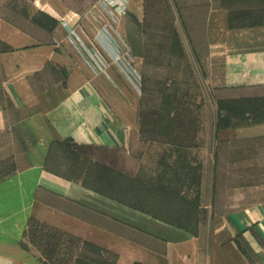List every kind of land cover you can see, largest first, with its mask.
<instances>
[{
	"label": "crops",
	"instance_id": "1",
	"mask_svg": "<svg viewBox=\"0 0 264 264\" xmlns=\"http://www.w3.org/2000/svg\"><path fill=\"white\" fill-rule=\"evenodd\" d=\"M174 1L180 5L204 4L202 35L209 56L222 61L217 89L244 91L243 107L220 108L217 101L214 136L206 142L210 149L206 150L210 153L209 165H203L201 171L193 174H166V180H173L174 184H164L163 195H167V187L175 189L177 183L178 190L172 193V199L160 201L150 193L145 197L141 194V203L145 205L138 207L127 203L117 192L114 198L108 199L107 193L99 189L100 205L109 200L113 201L115 212L141 213L143 219L136 226L145 230L161 229V233L151 232L162 238L165 244L160 252L134 239L119 236L132 249L127 253L120 249L117 264L125 261L128 264L136 261L145 264H263L264 0ZM103 14V24L96 34L100 37L99 47L90 49L83 43L92 69L80 61L70 47L66 51L55 45L16 44L13 40L9 42L14 48L2 54V247L18 245L32 217L46 220V216H51L48 220L55 226L59 222L69 226L71 221L92 225L74 215L71 209L38 199V195L56 194L68 201L90 206L84 200L96 192L90 185L80 182L90 169L87 166L90 155H85V152L94 149L105 156L108 149H120L126 154L116 157V162L122 164L124 159L134 162L138 168L139 163L133 161L132 145L133 133L138 129V109L133 102L137 97L123 91L124 79L131 78L114 60V45L103 37V27L109 21ZM126 15L120 17L115 36L123 46L122 52L129 51L136 62V56L121 36L124 31L121 25L125 23ZM64 28L69 31L71 26L66 23ZM15 33L18 40L27 39V33L20 30H15ZM184 34L187 39L191 37L188 32L184 31ZM93 53L99 54L107 63L105 70L98 68ZM256 99L258 106L254 102ZM236 116L241 120L230 119ZM60 143L68 151L66 156L58 150ZM174 146L183 150L191 148ZM199 148L203 149V146L199 145ZM98 162L107 164L106 158H99ZM236 165H242V170H234ZM135 175H138V169ZM136 176L134 178H138ZM100 178L105 181L106 189V176L100 175ZM139 181V178L135 181L137 187ZM133 195L139 200L135 193ZM176 197L177 202L174 200ZM91 208L105 211L99 207ZM0 254L6 257L2 250Z\"/></svg>",
	"mask_w": 264,
	"mask_h": 264
},
{
	"label": "rangeland",
	"instance_id": "2",
	"mask_svg": "<svg viewBox=\"0 0 264 264\" xmlns=\"http://www.w3.org/2000/svg\"><path fill=\"white\" fill-rule=\"evenodd\" d=\"M97 2L0 0V60L4 52L14 48L9 42L14 40L16 44L55 45L66 51L70 47L77 58L92 69L83 43L90 49L99 44L100 37L96 34L103 24L104 14ZM204 19L203 3L180 5L174 0L131 1L125 23L121 25L124 27L121 36L137 58L135 67L140 77L136 80L124 79L123 91L137 97L133 102L138 109V129L133 133L132 145L133 161L139 163L138 168L134 162L124 159L122 164L116 162V157L126 154L120 149H108L105 156L94 149L85 152V155H90V158L87 157L90 169L80 182L90 185L91 190L96 192L90 199L84 200L90 206L68 201L56 194L38 195V199L71 209L74 215L88 220L94 226H88L85 222L74 223L70 219L72 224L69 226H64L62 222L55 226L49 221L51 216H46V220L32 217L18 245H9L12 246L11 250L9 246H0V250L8 257L0 254V258L12 264H117L118 251L123 249V253H127L132 249L119 236L134 239L160 252L164 250L162 238L151 232L161 233V229L145 230L137 227L143 219L141 213L115 212L113 201L107 200L103 205L98 203L97 193L101 189L107 193L108 199H112L117 192L127 203L141 207L145 205L141 203V194L145 197L150 193L159 200L172 199V193L178 190L177 183L175 189L167 187L168 193L163 195L164 184H174L173 180H166V174H193L194 171H201L203 165H209L210 159H207L210 153L207 151L210 149L206 142L214 136L217 101L220 108L241 109L244 91L217 89L222 61L209 56L202 35ZM66 23L72 30H65ZM15 30L27 33V39L18 40ZM184 31L191 37L187 39ZM2 76L0 65V82ZM254 102L258 106V99ZM235 118L241 120L239 116L230 117L231 120ZM174 145L191 148L183 150ZM58 150L64 156L68 153L61 143L58 144ZM99 158H106L107 164L99 163ZM234 170H242V165H236ZM100 175L106 176V189ZM134 176L140 180L138 187L135 182L138 178ZM147 182L151 184L147 185ZM133 193L139 200L133 198ZM174 200L177 202L178 198ZM91 207L105 211L99 212Z\"/></svg>",
	"mask_w": 264,
	"mask_h": 264
},
{
	"label": "built area",
	"instance_id": "3",
	"mask_svg": "<svg viewBox=\"0 0 264 264\" xmlns=\"http://www.w3.org/2000/svg\"><path fill=\"white\" fill-rule=\"evenodd\" d=\"M130 1L131 0H99L98 5L109 19L108 23L103 27L102 34L103 37L108 39V43H112L115 47L112 54L114 60L119 65H121L124 72L131 79L136 80L140 77V75L135 67V59L129 51L122 52L123 46L115 36L118 33L117 25L120 21V17L126 15L129 11ZM93 54L94 55L92 57L98 68L100 70H105V68L107 67V63L99 54Z\"/></svg>",
	"mask_w": 264,
	"mask_h": 264
},
{
	"label": "bare ground",
	"instance_id": "4",
	"mask_svg": "<svg viewBox=\"0 0 264 264\" xmlns=\"http://www.w3.org/2000/svg\"><path fill=\"white\" fill-rule=\"evenodd\" d=\"M0 264H12V263L0 258Z\"/></svg>",
	"mask_w": 264,
	"mask_h": 264
},
{
	"label": "trees",
	"instance_id": "5",
	"mask_svg": "<svg viewBox=\"0 0 264 264\" xmlns=\"http://www.w3.org/2000/svg\"><path fill=\"white\" fill-rule=\"evenodd\" d=\"M136 264H138V263H136Z\"/></svg>",
	"mask_w": 264,
	"mask_h": 264
}]
</instances>
